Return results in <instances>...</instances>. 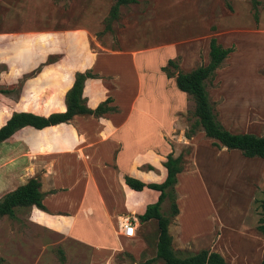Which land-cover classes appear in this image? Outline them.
Instances as JSON below:
<instances>
[{"label":"rangeland","instance_id":"rangeland-1","mask_svg":"<svg viewBox=\"0 0 264 264\" xmlns=\"http://www.w3.org/2000/svg\"><path fill=\"white\" fill-rule=\"evenodd\" d=\"M113 3L0 0V122L11 110L31 108L25 99L28 89L43 93L33 109L42 113L50 109L56 96L49 95L48 101L47 95L56 90L54 82L62 75L58 65L44 68L53 55L44 52L42 32L83 29L90 33L84 44L92 50L159 46L143 53L156 61L169 54L172 46L180 71L204 64L209 39L214 37L221 46L231 48L213 77L205 81L216 119L232 132L264 134V0H256L254 7L250 0H136L120 5L117 17L108 21ZM124 73L121 84L133 81ZM140 74L155 72L152 68ZM181 98L183 126L172 131L176 148L170 138L166 141L173 155H181L182 173L173 185V195L187 229L179 230L180 224L172 223V248L185 254L202 247L217 251L231 264H258L264 257V237L256 230L258 221L264 219V160L215 147L199 128L183 139L195 117L191 97ZM28 133L32 132L23 129L0 144V197L25 178ZM170 203L168 194L159 208L163 215L170 212ZM48 224L45 215L32 207H15L12 217L0 216V264H132L131 257L119 256L126 253L95 256L91 247ZM154 229L155 223H145L139 230L148 246L143 257L154 253ZM186 237L189 241L181 246L179 240Z\"/></svg>","mask_w":264,"mask_h":264},{"label":"crops","instance_id":"crops-1","mask_svg":"<svg viewBox=\"0 0 264 264\" xmlns=\"http://www.w3.org/2000/svg\"><path fill=\"white\" fill-rule=\"evenodd\" d=\"M42 37L46 56L53 55L54 59L44 68L51 70L58 65L62 75L56 77V90L47 95L48 101L49 95L56 97L50 101V109L42 113L33 109V105L43 93L39 95L28 89L25 99L31 108L11 110L0 126L12 112L28 111L46 116L51 112L64 111V94L71 86L76 71L89 70L96 75L83 81L81 96L85 105L94 108L109 97L107 106L115 110L99 116L76 114L67 122L41 129L24 127L0 144L8 143L23 129L32 132L25 136L26 175L19 184L30 177H38L45 210L30 207L40 210L52 229L88 245L95 256L102 253L106 257H114L126 253L119 256L131 257L132 264H142L154 253L142 256L148 246L139 230L145 223L154 224L155 220L139 222L137 215L144 211L147 204L155 201L158 192L145 187L131 189L124 183L123 176L128 175L142 182H161L165 175L162 162L167 152H173L166 138L174 142L173 149L178 143L172 131L183 126L179 114L183 111L181 97L186 93L179 91L174 78L166 77L160 69L167 59L173 60V47L170 45V53L162 58L155 54L158 58L153 61L143 53L159 46L132 51L119 48L92 50L84 44L90 39V33L83 29L70 33L42 32ZM152 68L154 75L140 74ZM123 71L133 81L121 84ZM176 71L177 68L174 74ZM171 154L176 156L178 153ZM144 164L154 169H144ZM181 173L176 174V182ZM175 203L178 212L169 217L167 223L171 246L175 240L171 233L172 223L180 224L179 230L187 229L180 216V205L176 200ZM125 217L133 220L135 230L132 237L125 236L120 229L119 225ZM187 238L179 240L181 246L189 241ZM155 239L156 229L153 251ZM200 249L202 247L185 254L173 251L178 256H187ZM149 264L161 262L154 260Z\"/></svg>","mask_w":264,"mask_h":264},{"label":"trees","instance_id":"trees-1","mask_svg":"<svg viewBox=\"0 0 264 264\" xmlns=\"http://www.w3.org/2000/svg\"><path fill=\"white\" fill-rule=\"evenodd\" d=\"M114 3L109 9L107 20L117 17L118 7L136 0H113ZM254 7L256 0H250ZM108 24L105 28L108 29ZM231 51L230 47H223L218 44L215 38L211 37L208 42L207 61L188 71L177 70L176 73L168 68H177V64L172 59H167L165 65L161 66V71L166 77H173L175 87L189 95L193 101L194 121L184 132L185 137H189L196 128H199L205 137L211 139V145L215 147L223 146L226 149H235L247 158L257 157L264 160V134L255 135L249 132H232L227 130L216 119L213 107L209 101L205 89V81L210 80L221 61ZM50 61L53 57L48 58ZM96 77L89 70L76 71L73 74L71 86L64 94L65 110L62 112H51L48 115H39L28 111L12 112L4 123L0 126V142L11 137L15 132L31 127L41 129L45 126L54 125L60 122H67L76 114L99 116L115 108L107 106L110 98L98 103L94 108L85 105L81 96L83 81L86 78ZM2 89H0V92ZM181 155L172 156L171 152L165 155L162 166L165 175L161 182H142L128 175L123 176L124 183L131 189L141 190L148 188L158 192L154 202L145 206L144 211L137 215L139 222L154 219L156 225V239L154 245V255L143 261L142 264H149L154 260H160L161 264H231L227 262L217 251L200 249L197 252L178 256L172 249L171 236L167 232L169 217L177 214V206L173 195V185L176 182V174L182 169ZM148 169H151L150 166ZM40 182L37 177H30L24 183L17 185L13 189L6 191L0 197V216H13L15 207L35 206L40 210H45L42 203L43 193L39 190ZM170 194V212L163 215L160 211V204L163 199ZM258 233L264 237V219L258 221L256 225ZM62 259V258H61ZM264 264V257L258 262Z\"/></svg>","mask_w":264,"mask_h":264},{"label":"built area","instance_id":"built-area-1","mask_svg":"<svg viewBox=\"0 0 264 264\" xmlns=\"http://www.w3.org/2000/svg\"><path fill=\"white\" fill-rule=\"evenodd\" d=\"M120 229L122 233L127 237H132L134 235V225L131 218L125 217L120 223Z\"/></svg>","mask_w":264,"mask_h":264}]
</instances>
